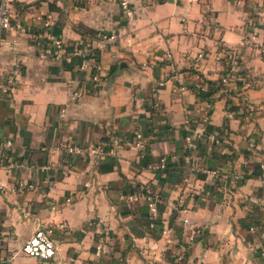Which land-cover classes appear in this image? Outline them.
<instances>
[{
	"label": "crops",
	"instance_id": "0c3cea01",
	"mask_svg": "<svg viewBox=\"0 0 264 264\" xmlns=\"http://www.w3.org/2000/svg\"><path fill=\"white\" fill-rule=\"evenodd\" d=\"M118 2H9L0 151L11 141L19 166L0 167V264H178L191 234L183 264H264L259 235L248 231L264 225V0H132L131 16ZM101 32L117 39L99 48L97 87L51 57L49 35L96 47ZM220 45L229 55L217 58ZM245 70L258 76L255 87L235 80ZM225 74L231 83L211 95L206 124L215 138L200 139L196 88ZM161 158L165 168L155 169ZM40 226L53 229L50 261L21 253Z\"/></svg>",
	"mask_w": 264,
	"mask_h": 264
},
{
	"label": "built area",
	"instance_id": "2783aa9c",
	"mask_svg": "<svg viewBox=\"0 0 264 264\" xmlns=\"http://www.w3.org/2000/svg\"><path fill=\"white\" fill-rule=\"evenodd\" d=\"M131 1L132 0H119L118 4L121 10L124 12L126 16H131L133 11L131 9ZM141 6H147L152 3H160L167 0H136ZM190 3L197 2V0H187ZM10 0H0V45L2 42L3 35L11 29V11L9 6ZM52 22L48 19L45 23V28L47 30H51ZM117 39V35L115 33H98L96 36V42L98 43L96 47H92L89 44H73L67 45L63 42L61 38H51L49 35V40H51L53 51L51 57L54 60H58L64 65L70 67L73 70H76L80 74H85L88 78V82L92 83L94 87H97L100 82V73H101V65H100V55L99 48L109 43H113ZM225 55H229V50L226 47L220 45L217 49L216 56L217 58L223 57ZM262 55L264 56V49L262 50ZM205 55L200 53L198 58L201 59ZM168 57V55H167ZM228 62H226L227 64ZM236 81H242L247 88H252L257 85L258 76L252 70H245L243 73L239 74L235 78ZM231 83L230 75L225 74L220 82L217 84L218 86H226ZM208 85L204 82L197 86L196 90L198 93L202 95V108L204 111V116L202 121L204 123L203 131L198 135V138H207L208 140H214V135L208 132L207 123L210 118V114L212 111V97H205L208 93ZM180 91H185V86L179 88ZM250 112H253L255 106H248ZM227 117H231V113H226ZM133 136L135 139L134 147L137 149L145 148V141L143 134L140 129H135L133 132ZM188 142V148L194 149L197 146V141L192 140L189 136L186 138ZM0 151V167L5 170H11L17 168V163L12 159V142L5 141L1 147ZM64 150L71 154L76 153L80 154L84 149L81 146L76 145H67L63 146ZM166 160L161 158L159 163L154 167L155 169H163L165 168ZM21 166V165H20ZM26 166V165H24ZM41 171H47L48 167L46 165L39 166ZM31 187V186H30ZM148 208L151 212H155V203L149 199ZM155 216V215H153ZM154 223V222H153ZM64 227V226H62ZM248 231L250 233L257 232L259 235L260 242L263 245L262 255L264 256V225L257 226L255 224H251L248 226ZM163 234L167 235L166 244H170L171 240L169 238L170 230H163ZM195 239L194 234H191L188 241L183 244L178 245V252L175 256V262L178 264H183L186 259V253L188 249V245L191 244ZM2 242L1 232H0V246ZM21 253L27 257L39 259L42 261H50L54 258L56 249L53 240V229L46 226L38 227L34 233L24 242L21 247Z\"/></svg>",
	"mask_w": 264,
	"mask_h": 264
},
{
	"label": "trees",
	"instance_id": "16d2710c",
	"mask_svg": "<svg viewBox=\"0 0 264 264\" xmlns=\"http://www.w3.org/2000/svg\"><path fill=\"white\" fill-rule=\"evenodd\" d=\"M89 36L94 37L93 33H88ZM203 83V82H202ZM205 83L208 85L209 89H208V93L206 94L205 97H210L212 94H214L217 90H218V85L216 83L210 82V81H205ZM213 102V100H212Z\"/></svg>",
	"mask_w": 264,
	"mask_h": 264
}]
</instances>
